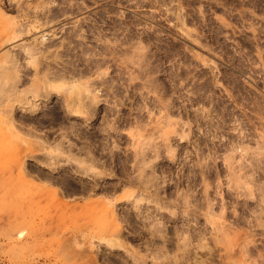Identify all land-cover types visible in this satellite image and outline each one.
Masks as SVG:
<instances>
[{
	"label": "rangeland",
	"instance_id": "obj_1",
	"mask_svg": "<svg viewBox=\"0 0 264 264\" xmlns=\"http://www.w3.org/2000/svg\"><path fill=\"white\" fill-rule=\"evenodd\" d=\"M0 116V264H264V0H0Z\"/></svg>",
	"mask_w": 264,
	"mask_h": 264
},
{
	"label": "bare ground",
	"instance_id": "obj_2",
	"mask_svg": "<svg viewBox=\"0 0 264 264\" xmlns=\"http://www.w3.org/2000/svg\"><path fill=\"white\" fill-rule=\"evenodd\" d=\"M36 91V90H35ZM37 92V91H36ZM33 93V92H32ZM38 93V92H37ZM72 95V94H71ZM10 108H11V106H10ZM10 110H12V109H10ZM9 112V111H8ZM10 113H8V115H9ZM4 117V116H3ZM8 117V116H7ZM6 117V118H7ZM6 120V119H5ZM4 120V121H5ZM9 120H11L10 119V117H9ZM3 121V119H2V116H0V122L2 123V124H5L6 122H7V120L4 122ZM10 123H12V122H10ZM3 126V125H2ZM5 128L7 129V131H8V134H7V136L5 135V137H8V139H11V140H13L14 139V137H15V135H17V134H19V133H15L14 131L15 130H17L16 128H15V126H13V124H10L9 126H5ZM5 128H3V130L5 129ZM15 128V129H14ZM1 129H2V127H1ZM5 129V130H6ZM2 130V131H3ZM5 133H7V132H5ZM7 139V140H8ZM19 165H21V164H19ZM23 165V164H22ZM22 165L21 166H19L18 167V173H19V176H21V178L24 180L25 179V169H23V167H22ZM27 175V174H26ZM26 181V180H25ZM27 182V181H26ZM39 187V186H38ZM56 191V190H55ZM56 193V192H55ZM56 197V196H55ZM59 201V200H58ZM97 201H99L100 203H101V205H102V203L105 205V206H107V205H109V201H108V204L106 205V203H104V202H107V200L105 201V200H103L102 198H99ZM104 201V202H103ZM111 204V203H110ZM104 206V207H105ZM104 207H102L103 208V211L105 210L104 209ZM109 207V206H108ZM108 207H106V211L108 210V212H110L109 211V208ZM106 211H104V212H106ZM113 217V216H112ZM111 219V218H110ZM113 220V219H112ZM113 222V221H112ZM117 224V223H116ZM113 226V225H112ZM116 231V230H115Z\"/></svg>",
	"mask_w": 264,
	"mask_h": 264
}]
</instances>
